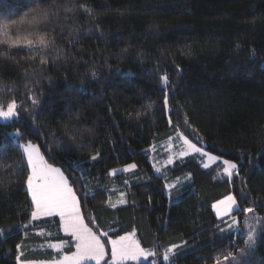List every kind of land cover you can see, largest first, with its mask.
Returning a JSON list of instances; mask_svg holds the SVG:
<instances>
[{"label": "trees", "instance_id": "1", "mask_svg": "<svg viewBox=\"0 0 264 264\" xmlns=\"http://www.w3.org/2000/svg\"><path fill=\"white\" fill-rule=\"evenodd\" d=\"M63 2L77 9L67 20L61 12V26L49 32L63 48L60 59L41 66L29 59L27 50L0 46V53H10L0 56V86H9L0 91V102L15 98L36 114L34 119L21 111L18 120L0 122V227L5 229L0 264H16V244L21 242L22 259L28 260L56 254L39 247L49 241L68 240L66 252L74 249L57 216L30 221L27 170L15 165L22 151L15 137L6 135L16 129L23 133L19 143L40 145L48 162L62 167L65 175L68 162L76 160L71 167L77 172L70 179L81 171L85 175L74 188L85 222L92 220L89 227L98 234L116 238L135 231L141 245L157 253V264H164L160 257L172 243L187 242L176 264H215L221 252L239 254L246 236L220 232L217 225L224 224L212 205L231 193L241 207L255 206L264 217V0ZM26 3L0 0V20L19 19ZM81 4L90 6L91 14L79 9ZM165 73L171 111L163 106L160 77ZM29 89L39 101L35 107L28 100ZM138 112L143 114L137 117ZM185 114L189 125L183 124ZM177 125L193 142L236 161L239 176L230 183L218 177V164L205 169L196 157L187 156L167 168L166 180L191 175L187 185L175 190L177 199L169 202L165 178L152 170L149 148L176 133ZM97 150L100 156L92 161ZM133 163V171L108 175ZM100 185L117 186L126 204L110 207L109 191ZM106 249L107 261L111 246ZM239 260L264 264V234Z\"/></svg>", "mask_w": 264, "mask_h": 264}, {"label": "snow or ice", "instance_id": "2", "mask_svg": "<svg viewBox=\"0 0 264 264\" xmlns=\"http://www.w3.org/2000/svg\"><path fill=\"white\" fill-rule=\"evenodd\" d=\"M29 5H35L29 7ZM27 10L19 19H7L0 20V46H6L8 49L27 50L32 55L29 57L33 62H37L41 66H45L49 61H55L60 59L63 53V48L55 43V36L49 37V32H55L56 27L61 26V12L64 13L63 19L67 20L69 14L74 13L77 9V5H69L63 0H27L24 5ZM85 14H91L93 9L87 5H79ZM63 32V28L61 27ZM72 29L69 28V38L67 42L71 44L73 42ZM78 38V37H75ZM124 51H127L126 49ZM9 52L0 53V56L8 58ZM33 75L36 74V70H33ZM29 75L28 71L24 72L25 78ZM97 74L92 73V77L95 79ZM163 91V106L165 109L171 111L169 107V94L167 88L169 86L168 75L165 73L160 77ZM37 83H39L37 81ZM4 88H9L7 84L0 86V91ZM11 90V89H9ZM28 100L31 101L33 107L39 104L36 99L35 93L32 89L28 90ZM23 102L18 103L15 98L7 101V103L0 102V120L13 121L18 120L21 111L32 115L35 119V113L31 112L28 108L22 107ZM147 107L151 108L152 104H148ZM143 113H136L139 117ZM171 118L168 123L171 124ZM183 124L189 125L187 114L183 117ZM6 135L14 136L15 142L19 150L22 151L20 161L15 162L16 167H24L27 170L26 175V189L27 194L31 197L32 210L30 212V221L38 220L41 217H59V226L64 233L68 234L74 243L75 251L64 252L63 249L67 247V241L61 239L59 243H47V248L55 250L54 255L47 261H41L40 264H85V261H95V264H125L127 261H138L141 257L147 259L149 256L155 257L157 253L155 251L146 250L141 246V243L136 239L135 231L128 232L124 235H117L116 238L108 237L107 232L94 231L93 227H89V223L85 222V216L82 212L80 198L74 188V184L86 180L83 172H79L75 177L70 179L72 172H77L76 168L71 167L76 163V160H70L68 162L69 167L66 169L69 171V175H65V170L62 167H56L49 163L45 158V155L41 151L40 145L33 143L31 140L19 143L23 138V133L19 129H16L14 133ZM73 139H75L73 137ZM176 139L181 142L180 150L172 153L168 156L165 164H172L173 157L182 158L191 154H198L200 157L206 158L207 162L203 163L204 168H208L211 163H215L221 158L211 155L205 151L203 147H198L197 143H193L183 131L180 130V125L176 127ZM171 141V138H170ZM165 147L171 148L169 143ZM151 151L155 152V146H152ZM100 156L99 150L96 154L92 155L90 159L96 161ZM54 159V158H53ZM223 164V176H225L228 182H232V177L239 176V166L237 163L231 160H222ZM8 168H13L12 164L7 165ZM136 164H128L122 169H112L108 175H116L118 172H127L131 169H135ZM157 173L161 172V167L156 164L153 165ZM15 171V169H13ZM190 176V174H189ZM165 179H167L165 177ZM245 181L241 178V183ZM127 184V181H124ZM180 183L179 177L174 182L166 183L165 187L172 190ZM241 198L246 199L247 194L241 190ZM125 193L120 192V199L117 203L124 204ZM255 203V202H252ZM109 206L115 208L116 204L109 200ZM215 210L217 218L226 224V228H220L217 225V229L220 232L226 231H239L240 221L234 214L236 211H240L244 214L243 225L246 229L245 235V248L240 249L239 254H235L233 251H225L214 257L215 264H240L239 256L247 253L249 249H254L257 241L261 235L264 234V217L256 214V207H241L237 201L235 195L229 193L224 196L223 199L216 201L212 205ZM251 214V215H250ZM224 217H228V220H224ZM25 229L29 225L23 226ZM98 227V226H97ZM5 235V229L0 227V236ZM25 232V237H27ZM39 235H45L41 232ZM50 235V234H49ZM102 237H108L107 240H103ZM106 245L111 246L110 260H105L108 255ZM44 247V245H41ZM187 247V242L184 244L172 243L171 246L165 247L163 252V260L169 262V264H176V257L182 248ZM16 264H36L35 261L22 259L25 256L23 242L16 244ZM151 264H157V261L153 259Z\"/></svg>", "mask_w": 264, "mask_h": 264}, {"label": "rangeland", "instance_id": "3", "mask_svg": "<svg viewBox=\"0 0 264 264\" xmlns=\"http://www.w3.org/2000/svg\"><path fill=\"white\" fill-rule=\"evenodd\" d=\"M0 122H8V121L0 120ZM170 138H171V141H170ZM192 142H193V141H192ZM169 143L171 144V148H170V149L167 148V147H165V146L168 145ZM193 143H195V142H193ZM180 145H181V142L178 141V140L176 139V133H174V134L171 135L169 138L165 139L164 141H162V142H160V143H156V144L151 145V147H152V146H155V148H156L155 152H153V151L150 150L151 147L149 148V161H150V164H151V166H152V170H153V172H154L155 175L165 178L167 168L170 167V166H172L176 161L182 160V159H184V158L187 157V156H194V157H196L197 160H198V162L200 163V165H201L202 167H203V163H204V162H207V161H206V158H204V157H200L198 154H191V153H190L189 155L184 156V157H182V158H177L176 156H174V157H173V163H172V164H165L164 162L167 160V158H168V156H169L170 154L175 153V152H178V151L180 150ZM197 146H198V147H203V148L205 149V151L209 152L211 155L218 156V157L221 158L220 160L216 161L215 163H211L210 166H209L208 168H210V167H212V166L218 164L219 167H220L219 170H218V177H219V178H226L225 176H223V164H222V160H230V159H226V158H224V157H222V156H220V155H218V154H215V153L210 152L209 150H207V148H205V143H202V144H199V143H198ZM231 161H233V160H231ZM233 162L236 163V161H233ZM154 164H156L157 166L161 167V172H160V173H157V172L155 171V168L153 167ZM54 166H55V165H54ZM125 166H126V165H125ZM125 166H123V167H119V168H116V169H122V168H124ZM56 167H58V166H56ZM203 168H204V167H203ZM135 169H136V168H135ZM205 169H207V168H205ZM133 170H134V169H131V170L127 171V172H130V171H133ZM119 173H122V172H118L117 174H119ZM176 178H177V177H176ZM176 178H172V179H169V180H166V179H165L164 186H165L166 183L174 182V181L176 180ZM179 179H180V183L177 184L176 187H175L174 189L169 190V189H167V188L165 187V193H166V195L168 196L169 202H173L174 200L177 199V194H176V191H175V190H176V189H180V188H182L184 185H187L188 182H189L190 179H191V175L189 176V173H187V174H184V175L179 176ZM100 186H101L102 188H107L106 185H100ZM107 189H108V191H109L108 205H109V200H110L112 203L116 204V206H120V205H124V204H126V203H124V204L117 203V201L120 199V192H121V190H119L117 186L112 185V186H110V187L107 188ZM30 198H31V197H30ZM223 198H224V197H223ZM223 198H221V199H223ZM124 199L126 200V197H124ZM221 199H219V200H221ZM213 211H214V213H215V210H214V209H213ZM234 214L238 217V220L240 221V230H239V231H234V232L245 235L246 229L244 228V225H243L244 217H243V216L240 217L237 213H234ZM256 214H258L259 216L263 217V216H262L257 210H256ZM215 215H216V213H215ZM250 215H251V214H250ZM57 217H58V216H57ZM216 217H217V216H216ZM41 218H46V217H41ZM41 218H39V219H41ZM58 218H59V217H58ZM218 219H219V218H218ZM228 219H229L228 217H224V220H228ZM219 220H220V219H219ZM220 221H221V220H220ZM221 222H222V221H221ZM222 223H223V222H222ZM223 224H224V228H226V224H225V223H223ZM41 232L45 233V235H48V232H46V231H39L38 233H41ZM61 232H62V234H64V235H68V234L64 233L62 229H61ZM131 232H132V231H131ZM68 236H69V235H68ZM245 236H246V235H245ZM113 239H114V238H113ZM136 239H138V238H137V235H136ZM59 241H60V240H59ZM59 241H49V242H51V243H59ZM65 241H67V247H69V246H70L69 241H68V240H65ZM49 242H46V243L42 244V245H44V247H41V246H39V247H40V248H46V249H49V248H47V246H46L47 243H49ZM72 245H73V247H74V243H73V241H72ZM141 246H142V245H141ZM67 247H65V248L63 249L64 252H66L65 249H66ZM142 247H143V246H142ZM143 248L146 249V250L154 251L153 248H145V247H143ZM51 250H53V249H51ZM53 251H55V250H53ZM73 251H75V247H74ZM156 258H157V256H155V257L149 256L147 259H145L144 257H141L138 261H127V262H125V264H142V263H146V262H148V261L151 262L153 259H156ZM105 259H106V257H105ZM160 259H161V261H162L164 264H169V262H166V261L163 260V253H162ZM47 260H49V259H44V260H32V261H35L36 264H40L41 261H47ZM85 264H95V261H85ZM102 264H103V262H102Z\"/></svg>", "mask_w": 264, "mask_h": 264}]
</instances>
